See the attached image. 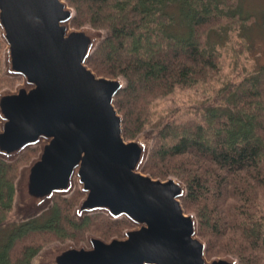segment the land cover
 I'll use <instances>...</instances> for the list:
<instances>
[{
	"label": "trees",
	"instance_id": "trees-1",
	"mask_svg": "<svg viewBox=\"0 0 264 264\" xmlns=\"http://www.w3.org/2000/svg\"><path fill=\"white\" fill-rule=\"evenodd\" d=\"M68 2L76 13L73 26L109 31L87 63L99 75L127 79L115 98L127 139L149 124L155 99L178 87L220 82L216 44L226 39V24L243 26L250 19L239 0ZM212 91L199 118L160 125L142 170L186 184L182 202L197 216L209 258L230 254L239 264H264V63ZM38 150L27 148L15 161L0 158V264H32L51 241L77 244L89 231L109 239L132 225L105 213L78 220L73 210L83 196L79 188L55 196L52 207L33 218L12 219L19 168Z\"/></svg>",
	"mask_w": 264,
	"mask_h": 264
},
{
	"label": "water",
	"instance_id": "water-1",
	"mask_svg": "<svg viewBox=\"0 0 264 264\" xmlns=\"http://www.w3.org/2000/svg\"><path fill=\"white\" fill-rule=\"evenodd\" d=\"M75 14L68 0H0L4 74L22 78L0 90V158L39 148L20 169L14 215L33 218L78 186V220L102 212L133 226L110 239L88 233L79 244H48L32 264H239L230 254L207 257L180 178L142 170L156 135L125 138L115 98L127 81L87 63L109 31L74 27Z\"/></svg>",
	"mask_w": 264,
	"mask_h": 264
},
{
	"label": "rangeland",
	"instance_id": "rangeland-1",
	"mask_svg": "<svg viewBox=\"0 0 264 264\" xmlns=\"http://www.w3.org/2000/svg\"><path fill=\"white\" fill-rule=\"evenodd\" d=\"M239 1H240L241 6L244 9V13H246V15L250 17V19L245 20L243 26H240L239 24H236V23H234L232 26H229L228 24H226L227 26H225V28L227 27L228 29L227 37L222 43L217 42L216 44L217 46L216 49L220 52V55H221V58H220L221 59L220 66H221V74H222L221 81L220 82L211 81L207 84L199 83L191 87H183V88L178 87L175 91H173L169 95L155 99L151 106L150 122L143 130V131L145 130L150 131L154 136L156 135L154 137L155 139L153 142V147H154L155 140L157 138V131L160 125L170 120L181 121L189 117L199 118L201 115L202 105L205 102L211 100V97L213 96V91H212L213 88L220 87L223 83L227 81H239L242 78L244 73L256 68V66H258V63H262V64L264 63V0H239ZM85 25H89V24H85ZM103 30L106 31V29H103ZM211 38L212 40L217 41V38L215 36H212ZM1 41H2V45H1L0 53H1L2 60L0 63L1 64L0 74L2 76H6V78L0 79V90H3L5 88H15L17 84L22 83V78L21 77H9L4 74L3 64H4L5 43L3 42L2 39ZM108 77H111V76H108ZM125 80L127 81L126 78ZM127 84H128V81H127ZM23 162L25 161L22 160L20 163H23ZM28 163L25 162V164L20 166L18 176L20 174L21 167ZM16 180H15V183H16ZM76 188H79V187L77 186ZM83 196H84V193H83ZM48 209L49 208L45 209L43 212H45ZM186 212H189V211L186 210ZM98 213H102V212H98ZM73 216L76 217L74 215V210H73ZM12 219H16V216L14 215ZM88 233H94V232L89 231L87 232V234ZM87 234H86V238L80 241L79 243L87 241ZM115 236H122V235H115ZM67 240H72V239H66L63 241L62 240L51 241L49 243H46L44 246L57 242V241L64 242Z\"/></svg>",
	"mask_w": 264,
	"mask_h": 264
}]
</instances>
